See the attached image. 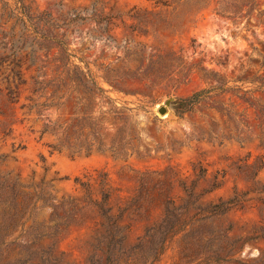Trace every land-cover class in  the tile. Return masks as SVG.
I'll use <instances>...</instances> for the list:
<instances>
[{
  "label": "rangeland",
  "instance_id": "obj_1",
  "mask_svg": "<svg viewBox=\"0 0 264 264\" xmlns=\"http://www.w3.org/2000/svg\"><path fill=\"white\" fill-rule=\"evenodd\" d=\"M48 31L63 44L44 40ZM51 43V67L89 64L97 87L74 91L66 79L55 98L33 93L35 78L57 76H39L41 60L29 68L33 51L46 59ZM12 53L15 62L0 65V181L38 194L10 228L13 201L0 196V264H243L264 250V240L244 241L260 221L256 192L243 207L187 226L156 261L160 244L148 233L166 196L183 201L181 181L196 182L207 204L250 187L239 167L264 165V0H0V56ZM201 90L205 99L177 115L175 101ZM46 100L53 105L29 109ZM90 113L106 141L125 137L126 154L51 153L57 136L42 135L44 124L63 131ZM215 177L222 186L206 191ZM256 179L264 182V166ZM101 181L125 240L105 238V220L89 205Z\"/></svg>",
  "mask_w": 264,
  "mask_h": 264
},
{
  "label": "trees",
  "instance_id": "obj_2",
  "mask_svg": "<svg viewBox=\"0 0 264 264\" xmlns=\"http://www.w3.org/2000/svg\"><path fill=\"white\" fill-rule=\"evenodd\" d=\"M65 32L62 34L64 35ZM42 37L44 40H57L60 44H63L62 39H60L58 34H52V31L48 33H43ZM58 45V44H57ZM53 43L48 44V51L46 52V59H41L36 51H33L30 57V67L35 66L38 60H41L42 64L37 67L40 71L39 76H46L49 70L56 73V77L50 81L39 80L35 78L33 81V93H40V96H46V99L55 98L58 90L66 86V79H70L73 82H76V85H72L74 91H76L80 86H84L86 89L89 88V83L97 87V82L95 81V75L93 70L87 64L86 70L79 65H75L73 68L68 67V64H59L55 63L54 66H50L52 60L49 57L50 49L53 47ZM17 53H12L10 55L0 56V65L8 58L13 57L12 63L15 62ZM60 57H57L55 60H59ZM18 65L19 63H15ZM13 74L18 76L21 83H24L20 76V71L15 68L11 69ZM42 71V72H41ZM42 73V74H41ZM62 81V83H56L55 81ZM49 87H55L51 95H46V92ZM18 89V86H16ZM206 90H201L193 93L187 97L178 98L175 101L176 114L182 116L185 112L192 111L195 109L196 105L199 104L207 96ZM8 98L10 101L14 102L17 96L16 92L12 89L8 91ZM34 103L30 106V110L34 107H47L53 105V102ZM264 114V113H263ZM263 114L259 117L261 119L260 128L262 133V138L264 141V117ZM77 124L74 126H68L66 128H72V132L69 133L68 129L60 130L61 125L57 126L54 123H45L41 134L52 133L57 136L56 143H49L48 146L51 148V153L53 151H62L67 149L71 154L79 153L85 151L86 153H91L93 149H96L99 152H104L106 150L111 151V153L118 157L126 154V143L124 142L125 137L122 135H115L110 141H106L102 134L100 133L101 126L97 123L95 118L90 114L84 116L82 119L77 120ZM85 121V122H84ZM89 127L90 131L87 134L84 133V128ZM263 161L257 160L251 164L245 163L243 166L239 167L241 173L245 176V180L250 182V187L247 190H237L235 189L234 194L226 199L220 198L217 202H210L207 204L200 203L201 194H197L194 190L196 187V182L191 185H188L185 181H181L180 186L185 192V197L181 203H177V200L168 195L164 200L165 213L163 219L158 223L157 226L152 227L148 230V233L155 235L159 241L160 248L158 255H155L154 261L158 260L159 255L164 251L166 243L173 238L176 234L184 231L187 226L196 224L199 221H207L215 217L226 214L231 209L236 207H243V204L248 200V195L251 192H256L259 194H264V182L256 179L259 171L263 168ZM247 170V171H246ZM205 171V170H204ZM249 171L252 172V175H249ZM218 177H215L210 188L206 191H212L214 189L220 188L223 184V180L217 181ZM80 179L77 177L76 181ZM107 182H100L101 188L99 192V197L91 198L89 205L96 207L97 211L104 218V226L106 228L105 238L116 239L119 238V241L125 240V234L122 233V225L120 224V217H114L112 215V206L110 205L111 194L107 191ZM81 185L85 188L86 191L92 194L91 186L88 183L82 182ZM168 187H172V182L168 183ZM23 194V197L21 196ZM14 184L3 185V181H0V196L7 194L6 199L13 201L15 213L9 219L8 228L13 225V222L18 220V213L22 209L24 212L27 210L28 206L34 200L36 201L33 195L38 193L31 191H21ZM89 194L88 196H91ZM41 195H39V198ZM261 201L259 206L260 212V221L257 225L253 227L250 234L244 239L248 240H264V196L261 195L258 198ZM243 264H264V250L255 258L252 262H244Z\"/></svg>",
  "mask_w": 264,
  "mask_h": 264
},
{
  "label": "water",
  "instance_id": "obj_3",
  "mask_svg": "<svg viewBox=\"0 0 264 264\" xmlns=\"http://www.w3.org/2000/svg\"><path fill=\"white\" fill-rule=\"evenodd\" d=\"M174 98H170V99H167L165 101V104L164 105H161L159 108H158V112L162 115H164L167 111H168V107L171 105L172 101H173Z\"/></svg>",
  "mask_w": 264,
  "mask_h": 264
}]
</instances>
